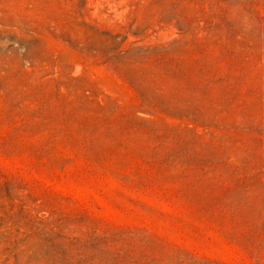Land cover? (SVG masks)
<instances>
[{"label": "rangeland", "instance_id": "374dc122", "mask_svg": "<svg viewBox=\"0 0 264 264\" xmlns=\"http://www.w3.org/2000/svg\"><path fill=\"white\" fill-rule=\"evenodd\" d=\"M0 264H264V0H0Z\"/></svg>", "mask_w": 264, "mask_h": 264}]
</instances>
